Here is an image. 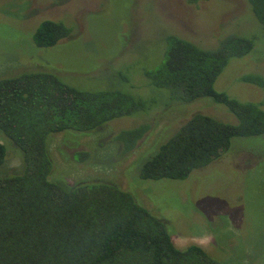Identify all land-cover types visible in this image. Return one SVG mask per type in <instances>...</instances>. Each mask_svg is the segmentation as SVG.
<instances>
[{
	"label": "rangeland",
	"instance_id": "obj_1",
	"mask_svg": "<svg viewBox=\"0 0 264 264\" xmlns=\"http://www.w3.org/2000/svg\"><path fill=\"white\" fill-rule=\"evenodd\" d=\"M249 12L246 0H0V77L45 70L97 91L123 86V75L148 103L138 115L114 119L88 135L53 134L50 178L116 183L167 222L176 247L199 245L226 264H264V135L232 138L227 151L185 179L139 176L146 157L193 113L235 122L210 97L175 103L166 90L146 84L144 71L161 61L169 34L206 48L232 32L254 36L251 52L231 58L214 88L264 108V87L238 80L244 73L264 76V25ZM44 19L68 26L69 36L50 47L36 46L32 33ZM143 123L150 126L147 132L122 153L113 135ZM0 143L6 150L0 176L20 172V149L1 132ZM81 150L89 158L80 162L74 153Z\"/></svg>",
	"mask_w": 264,
	"mask_h": 264
},
{
	"label": "trees",
	"instance_id": "obj_2",
	"mask_svg": "<svg viewBox=\"0 0 264 264\" xmlns=\"http://www.w3.org/2000/svg\"><path fill=\"white\" fill-rule=\"evenodd\" d=\"M199 1L205 0H187ZM246 2L250 15L264 25V0ZM69 34L62 22L44 19L32 40L38 47H50ZM164 43L161 61L144 71L146 84L166 90L175 103L210 97L225 106L235 122L201 112L190 115L141 165L140 178L152 181L185 179L227 151L232 138L264 135L261 103L214 88L231 58L251 52L254 36L232 32L206 48L169 34ZM238 80L264 87L259 73H244ZM120 81L123 86L93 91L45 70L0 77V132L20 149L23 162L20 172L0 176V264H226L199 245L176 247L167 222L116 183L50 178L48 141L53 134L88 135L147 108L130 79L120 75ZM149 127L143 123L124 128L112 139L126 154ZM5 154L0 143V166ZM74 158L85 161L89 153L81 150Z\"/></svg>",
	"mask_w": 264,
	"mask_h": 264
}]
</instances>
